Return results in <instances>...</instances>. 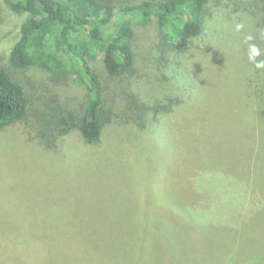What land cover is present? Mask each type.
I'll return each instance as SVG.
<instances>
[{
    "label": "rangeland",
    "instance_id": "374dc122",
    "mask_svg": "<svg viewBox=\"0 0 264 264\" xmlns=\"http://www.w3.org/2000/svg\"><path fill=\"white\" fill-rule=\"evenodd\" d=\"M0 6L3 67L24 17L11 11L5 0ZM237 24L243 25L240 31ZM213 26V33L206 31L212 49L188 59L202 75L196 105L172 114L163 126L165 136L159 139L158 133L152 138L148 134L139 142L126 132L109 130L101 145L92 146L73 133L53 153L28 142L21 127L0 132V264H193L196 259L191 254L178 260L173 240L179 224L175 205L194 207L200 213L203 229L195 234L205 241L214 234L209 225L231 227L232 220H238L236 212L243 215L252 208L249 188L256 189L253 196L264 203L257 190L264 175L249 171L256 156L251 148L256 153L264 147V128L256 131L249 101L241 97L246 92L236 78L249 24L237 14L221 13ZM144 36L151 40V33ZM92 64L101 66L99 60ZM157 69L152 66L149 71L155 74ZM179 70L174 73L178 78L185 74L184 68ZM29 75L31 92L49 81L40 70ZM156 88L150 96H158ZM249 155L251 166L246 163ZM242 168L246 173L241 176ZM262 203L251 211L264 212ZM256 215L248 219L244 235L246 241L260 245L264 222L255 220ZM154 225L158 226L156 246L144 253L137 240L145 234L137 228ZM132 239L136 240L133 249ZM252 250L245 247L243 253L253 256ZM249 254L239 263L260 264Z\"/></svg>",
    "mask_w": 264,
    "mask_h": 264
},
{
    "label": "trees",
    "instance_id": "16d2710c",
    "mask_svg": "<svg viewBox=\"0 0 264 264\" xmlns=\"http://www.w3.org/2000/svg\"><path fill=\"white\" fill-rule=\"evenodd\" d=\"M5 2L24 19L7 66L0 67V132L21 127L28 142L53 153L60 151L73 133H79L82 141L92 146L101 145L109 130L126 132L131 140L139 142L148 134L152 138L158 133L159 139L172 114L186 111L197 102L194 96L201 91L202 75L188 59L191 54L212 49L213 40L206 31H215L213 24L221 13L237 14L249 24L244 29L245 38L252 39L244 44L236 78L240 80L238 87L246 92L241 97L249 101L247 109L255 118L256 131L261 133L264 128V68H256L249 59L250 46L256 45L260 55L255 59L264 61V0ZM1 16L0 6V20ZM147 33H151V40H145ZM96 60L101 62L99 68L92 64ZM152 66L158 68L155 74L149 71ZM180 67L185 74L178 78L174 73ZM34 69L46 73L49 81L41 88L35 84L31 92L29 80L33 77L29 73ZM175 82H179L177 87L171 85ZM144 86L150 88L149 92L143 90ZM154 86L158 87V96H150ZM56 87L59 93L54 91ZM251 150L256 156L249 171L264 175V147L256 153ZM246 157L251 166V155ZM239 172L241 176L246 173L243 168ZM261 183L257 190L263 200L264 179ZM253 193L256 189L249 188L252 208L262 203ZM175 206L173 213L179 224L173 230V240L179 261L191 254L196 259L193 264H240L242 256L249 254L243 253L247 247L254 253L249 258L264 264V241L259 245L246 241L247 233L244 235L248 219L257 213L255 220L264 222V212L249 207L241 215L235 208L232 211L238 220H232L231 227L209 225L214 234L211 240L203 241L195 234L203 229L200 213L194 207ZM154 226L137 228L139 234H145L144 239L137 240V245L145 247L144 253L156 246L158 226ZM167 230L170 233L171 229ZM133 246L135 239L130 248ZM202 250L205 252L200 253Z\"/></svg>",
    "mask_w": 264,
    "mask_h": 264
},
{
    "label": "clouds",
    "instance_id": "9594fccd",
    "mask_svg": "<svg viewBox=\"0 0 264 264\" xmlns=\"http://www.w3.org/2000/svg\"><path fill=\"white\" fill-rule=\"evenodd\" d=\"M243 25L237 24L236 30L240 31ZM247 39H252L251 37H247ZM260 55V49L256 45L250 46V52H249V59L255 63L256 68H264V61H256V57Z\"/></svg>",
    "mask_w": 264,
    "mask_h": 264
}]
</instances>
